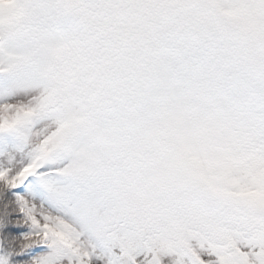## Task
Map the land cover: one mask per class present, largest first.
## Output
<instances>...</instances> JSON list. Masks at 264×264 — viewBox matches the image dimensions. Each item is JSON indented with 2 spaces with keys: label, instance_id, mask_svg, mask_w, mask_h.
Instances as JSON below:
<instances>
[{
  "label": "snow or ice",
  "instance_id": "1",
  "mask_svg": "<svg viewBox=\"0 0 264 264\" xmlns=\"http://www.w3.org/2000/svg\"><path fill=\"white\" fill-rule=\"evenodd\" d=\"M0 264H264V0H0Z\"/></svg>",
  "mask_w": 264,
  "mask_h": 264
}]
</instances>
